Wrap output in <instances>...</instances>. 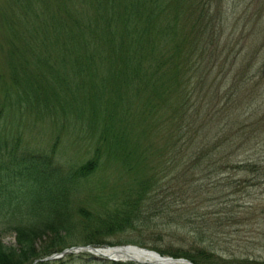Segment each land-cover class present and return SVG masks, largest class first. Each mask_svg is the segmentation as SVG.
<instances>
[{
	"label": "trees",
	"instance_id": "1",
	"mask_svg": "<svg viewBox=\"0 0 264 264\" xmlns=\"http://www.w3.org/2000/svg\"><path fill=\"white\" fill-rule=\"evenodd\" d=\"M10 1L12 10L2 20L10 32L7 89L17 95L12 109L24 104L26 109L29 104L47 108L46 102H51L65 115L69 110L78 118L89 116V129L97 143L93 158L62 173L54 168L49 154L23 145L18 137L0 136V195L11 199L10 205L14 203L25 218L14 229L20 246L6 245L0 233V264H32L60 253L69 247L66 238L78 225L87 230L82 241L93 245H115L108 236L149 227L140 221L151 212L153 195H148L154 194L166 174L173 177L156 190L161 205L154 211L171 206L183 214V197L197 181L198 189L193 191H202L204 202L217 204V188L233 176L226 174L228 170H264L261 159L235 161L231 157L244 146L237 143L232 150L227 133L237 123L235 119L252 116L251 107L239 109L233 85H225L217 76L210 81L204 75L213 71L211 65L202 67L204 54L216 51V46H203L216 36L213 0ZM35 64L42 76L28 67ZM224 87L230 90L222 92ZM212 98L215 105H211ZM204 108L206 117L202 116ZM218 114H222L220 119ZM262 118L264 114L258 120ZM240 126L248 129L246 123ZM107 155L119 163L115 168L122 180L105 195L112 205L104 206L112 209L98 210L94 217L89 209L80 208L78 218H73L72 186L99 169ZM215 155L220 157L214 160ZM180 166L185 172L196 171L189 184L179 179ZM211 170L220 173L203 189L200 173ZM244 180L237 178L236 183ZM217 213L208 212L201 224L193 226V236L199 239L196 253L178 249L184 253L170 254L207 264L200 252L209 249L201 242L217 224L212 220ZM42 237H50V242L40 249L37 240ZM123 242L147 247L142 241ZM57 261L62 264L64 258ZM224 264H264V259L228 258Z\"/></svg>",
	"mask_w": 264,
	"mask_h": 264
},
{
	"label": "rangeland",
	"instance_id": "2",
	"mask_svg": "<svg viewBox=\"0 0 264 264\" xmlns=\"http://www.w3.org/2000/svg\"><path fill=\"white\" fill-rule=\"evenodd\" d=\"M12 7L10 0H0V136L9 140L18 137L23 145L49 154L54 168L61 169L64 173L93 158L97 140L89 129V116L78 118L76 112H73L75 117L70 115L72 112L69 110L65 115L61 108H54L51 102H46L47 108L41 106L36 108L29 104L26 109L24 104L12 109L11 102L17 95L7 89L10 84V32L2 20ZM212 10L215 13L214 23L218 17V24L215 25L216 36L203 46L207 49L216 46V51H207L204 54L202 67L213 66L212 73L207 75L204 72V75L210 78V81L217 76L218 81L223 80L225 85L230 87L233 85L232 94L239 109L248 110L251 107L253 111L252 116H240L239 119H235L237 123L227 133V137H231L232 150L237 143L244 146L237 149L236 156L231 157L235 161L247 158L261 159L264 164V118L261 122L258 120L264 114V0H213ZM28 67L33 73L36 71L38 76H42L39 73L40 66L37 67L35 64ZM226 89L230 90L224 87L222 92L229 91ZM225 97L228 98V95ZM215 102L216 99L212 98L211 105H215ZM207 111V108L203 109V117H206ZM221 117L222 114L217 115V119ZM242 123H246L248 129H241ZM230 151L231 148H227V153ZM219 157L215 155L214 160ZM168 160L166 157L167 162ZM118 164L115 159L109 160L108 155L104 156L99 169L89 177L79 179L72 186L74 195L70 211L73 218H78L80 208L89 209L94 217L98 210L112 209L104 206L112 205L111 198L108 199L105 195L122 182L115 168ZM183 167L177 169L181 171L179 179L189 184L193 181L196 171L185 172ZM218 173L212 170L200 173L203 174L200 177V182L204 183L203 189L207 182L216 181ZM229 173L233 176L223 181V185L217 188L216 197L219 199L217 204L211 201L204 202L203 192L193 191L195 188L198 189L199 185V181L195 180L197 183L193 184L192 190L186 191L183 197L186 201L185 207L183 206L186 211L183 214L171 206L154 211L161 205L155 195L158 192L156 190L163 182L173 177V174L168 177L166 174L158 181L154 194L150 192L148 195L150 198L153 195L148 208L151 212L140 221H144L149 227L129 229L108 236L107 238L115 242V245H107H123V240L142 241L147 247L140 244L137 246L155 251L157 250L152 247L158 246L166 251L162 254L164 256H172L171 252L184 253L178 249L196 253L199 239L193 236V226L202 223L205 219L203 215L208 217L206 215L208 212L218 211L212 215V220L217 224L207 232L208 237H202L201 245L209 249L200 252L202 259L206 260L207 264H224L228 258L232 261L244 257L264 259V170L256 173L228 170L226 174ZM237 178L245 180L236 183ZM251 181L256 184L249 185ZM7 198L0 195V233L6 245L20 246L17 231L14 229L25 220L24 214L15 210L16 205H13L14 203L10 205L11 199ZM230 213L233 214L229 216ZM192 215H196L193 216L195 220L192 219ZM74 230L66 238L68 248L77 243L88 245L82 241L87 237V230L80 225ZM49 242L50 237H42L37 240V246L43 249ZM69 253L70 255L63 257L62 264H113L112 260L96 257L87 251ZM63 258L45 262L61 264L57 260Z\"/></svg>",
	"mask_w": 264,
	"mask_h": 264
},
{
	"label": "water",
	"instance_id": "3",
	"mask_svg": "<svg viewBox=\"0 0 264 264\" xmlns=\"http://www.w3.org/2000/svg\"><path fill=\"white\" fill-rule=\"evenodd\" d=\"M87 248H90V247L89 246H87V247H81L80 249H87ZM129 248H138V249L143 250V251L151 252L154 255H156V256L164 259V260H174V261H178V262H181V263L184 262V264H195L194 262H192L191 260H189L187 258H183V257L175 258V257H172V256H163V255H161L159 252H157L155 250H150V249L142 248V247H139V246L133 245V244L118 245V246H107L106 249L109 250V253L110 254H108L106 256L109 259H112V260H115V261H119V260H134V261L143 263V262H141V261L133 258L130 254H124V252L127 249H129ZM100 249H103V248H90V250L92 252H96V253H100L99 252ZM66 251L67 250H65L64 252H66ZM62 254H55V255H52V256L47 257L46 259L56 258V257H59Z\"/></svg>",
	"mask_w": 264,
	"mask_h": 264
},
{
	"label": "bare ground",
	"instance_id": "4",
	"mask_svg": "<svg viewBox=\"0 0 264 264\" xmlns=\"http://www.w3.org/2000/svg\"><path fill=\"white\" fill-rule=\"evenodd\" d=\"M100 254L108 255L109 250L106 248L100 249ZM124 254H130L133 258L148 264H184V262H178L174 260H164L151 252L143 251L138 248H129Z\"/></svg>",
	"mask_w": 264,
	"mask_h": 264
}]
</instances>
